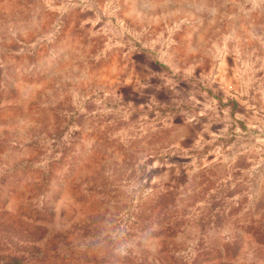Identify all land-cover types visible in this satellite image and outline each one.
Here are the masks:
<instances>
[{
  "label": "rangeland",
  "instance_id": "1",
  "mask_svg": "<svg viewBox=\"0 0 264 264\" xmlns=\"http://www.w3.org/2000/svg\"><path fill=\"white\" fill-rule=\"evenodd\" d=\"M0 264H264V0H0Z\"/></svg>",
  "mask_w": 264,
  "mask_h": 264
},
{
  "label": "clouds",
  "instance_id": "2",
  "mask_svg": "<svg viewBox=\"0 0 264 264\" xmlns=\"http://www.w3.org/2000/svg\"><path fill=\"white\" fill-rule=\"evenodd\" d=\"M114 247L112 249L113 253L118 257H127L130 254L132 243L126 238V233L123 229L117 232L113 236ZM146 244L149 245V250L152 253L158 252V247L155 243V240L145 241Z\"/></svg>",
  "mask_w": 264,
  "mask_h": 264
}]
</instances>
